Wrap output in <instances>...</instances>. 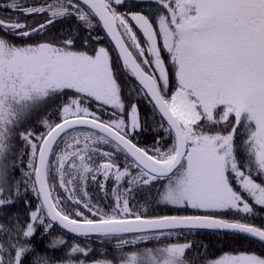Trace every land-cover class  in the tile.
Masks as SVG:
<instances>
[{"label": "snow or ice", "instance_id": "1", "mask_svg": "<svg viewBox=\"0 0 264 264\" xmlns=\"http://www.w3.org/2000/svg\"><path fill=\"white\" fill-rule=\"evenodd\" d=\"M0 264H264V0H0Z\"/></svg>", "mask_w": 264, "mask_h": 264}, {"label": "trees", "instance_id": "2", "mask_svg": "<svg viewBox=\"0 0 264 264\" xmlns=\"http://www.w3.org/2000/svg\"><path fill=\"white\" fill-rule=\"evenodd\" d=\"M135 10L139 11L140 9L137 8ZM140 107H141L142 112L146 111V108L143 102H141ZM150 136L151 134H146L145 138L150 140ZM16 210L20 212L21 218H23L24 213H25V208L22 202H18L16 206ZM189 239L195 241L197 245L202 244L206 246V255L209 259L216 258L217 256H219L220 254L224 252L232 251V248L230 246V241H227L225 238L221 236L211 234L208 232H202L199 235L189 237ZM37 241L39 242V237L37 238ZM198 250L199 248H197V251ZM59 254L60 253H57V255ZM189 255H192V253H189Z\"/></svg>", "mask_w": 264, "mask_h": 264}, {"label": "rangeland", "instance_id": "3", "mask_svg": "<svg viewBox=\"0 0 264 264\" xmlns=\"http://www.w3.org/2000/svg\"><path fill=\"white\" fill-rule=\"evenodd\" d=\"M224 253H226V252H224ZM224 253H222V254H224ZM222 254H220V255H222ZM220 255H219V256H220ZM219 256H217L216 258H218Z\"/></svg>", "mask_w": 264, "mask_h": 264}]
</instances>
